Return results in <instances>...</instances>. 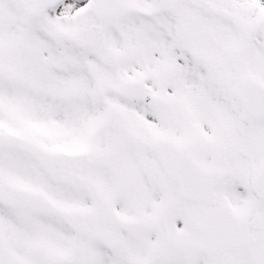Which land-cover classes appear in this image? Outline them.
I'll use <instances>...</instances> for the list:
<instances>
[{"label": "snow or ice", "instance_id": "6c2138e0", "mask_svg": "<svg viewBox=\"0 0 264 264\" xmlns=\"http://www.w3.org/2000/svg\"><path fill=\"white\" fill-rule=\"evenodd\" d=\"M0 264H264V0H0Z\"/></svg>", "mask_w": 264, "mask_h": 264}]
</instances>
